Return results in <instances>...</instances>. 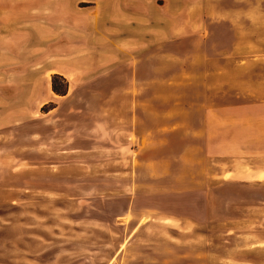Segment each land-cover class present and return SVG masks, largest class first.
<instances>
[{"label":"rangeland","instance_id":"374dc122","mask_svg":"<svg viewBox=\"0 0 264 264\" xmlns=\"http://www.w3.org/2000/svg\"><path fill=\"white\" fill-rule=\"evenodd\" d=\"M50 1L0 0V264H264V0Z\"/></svg>","mask_w":264,"mask_h":264},{"label":"crops","instance_id":"0c3cea01","mask_svg":"<svg viewBox=\"0 0 264 264\" xmlns=\"http://www.w3.org/2000/svg\"><path fill=\"white\" fill-rule=\"evenodd\" d=\"M55 1V4L52 5V2ZM85 3L87 1V6L85 7L88 13H93V17L92 16H87L86 19H84V22L87 25H99V28L103 29V33L104 36H108L111 35L113 32L114 34H119L120 32L117 31V26L118 25H122V14L120 13V10L122 9L123 6H127V5H133V6H141L144 7V5H149L150 7L155 8V6L153 5V3L156 2V0H83ZM128 1H130L129 3H127ZM48 2V1H47ZM83 2V3H84ZM126 2V3H124ZM43 4H47V3H42L41 6L43 7ZM50 5H51V10L50 13L48 14H43L44 10H40V14L41 16H44L46 21H50L51 23H53V21H56L57 18H63L65 21H69L72 18V15H70V18H68V14H66L67 16L64 15V13H62V11H60L59 5L57 4L56 0H51L50 1ZM76 5V4H75ZM73 10L75 11V7H72ZM160 8V7H158ZM78 11L80 10V8L78 7L77 9ZM39 11V10H38ZM138 11H140V9H135V11L133 12V14L131 15L132 18H138V20L136 22H134V24L137 25L138 27H150L151 25V21H153V18H150V15L145 14H141V16H139ZM56 13H58L56 15ZM63 20V21H64ZM107 22L110 23H114V24H108L107 26ZM69 25V24H68ZM147 25V26H146ZM52 26V25H51ZM43 34H45V36H54L57 35L58 33H56L55 28L52 27H47L46 30H42ZM119 37V36H118ZM260 174H264L260 173ZM258 174V175H260ZM256 175V174H255ZM256 176H252L251 179L255 180ZM60 209V207H48L44 210H48V211H42L39 213H55L58 212V210ZM36 210V209H35ZM38 213V212H36ZM45 221L43 222L48 223V224H53V223H57L56 221L58 220L57 218H52V217H45L42 218ZM27 222V221H26Z\"/></svg>","mask_w":264,"mask_h":264},{"label":"trees","instance_id":"16d2710c","mask_svg":"<svg viewBox=\"0 0 264 264\" xmlns=\"http://www.w3.org/2000/svg\"><path fill=\"white\" fill-rule=\"evenodd\" d=\"M52 88H53V91H55L56 93L59 92V91L56 90V88L54 86ZM61 94H63V93L61 92Z\"/></svg>","mask_w":264,"mask_h":264}]
</instances>
